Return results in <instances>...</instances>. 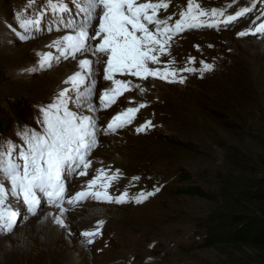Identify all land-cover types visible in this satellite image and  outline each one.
Here are the masks:
<instances>
[{"label": "rangeland", "instance_id": "1", "mask_svg": "<svg viewBox=\"0 0 264 264\" xmlns=\"http://www.w3.org/2000/svg\"><path fill=\"white\" fill-rule=\"evenodd\" d=\"M255 1L197 0L201 9H224L226 16L252 7L223 29L202 27L173 38L167 54L160 55L161 62L150 67L175 70V81L183 78V83L130 75L139 89L132 87L117 104L101 109L98 99L107 87L99 83L100 74L93 77L97 113L74 103L69 108L98 116L97 145L87 157L86 174L65 180V195L75 194L79 182L88 185L97 179L94 190L104 191L100 185L108 183L107 193L115 198L127 192V202L86 201L70 209L72 213L64 212L61 227L56 223L60 208L45 201L32 215L22 202L9 197L8 203L23 215L12 233L0 234V264L258 262L250 246L213 233L228 225L220 223L222 214L251 206L245 192L264 174V34L238 35L254 26L263 11L262 1ZM66 3V19L80 22L79 6L73 0ZM186 5L187 0H169L167 11L158 15L172 16L170 23L174 22ZM19 17L39 23L25 31ZM67 34L48 0H0V144L23 147L22 133L42 130L41 109L61 90L71 88L65 81L79 70L78 61L63 58L52 46ZM19 35L28 38L21 40ZM47 53L53 57L51 65L40 68V57ZM202 61L212 70L202 71ZM140 104L146 106L135 113L132 123L105 134L109 118ZM148 121L152 126L138 132ZM125 136L126 140L118 138ZM150 189L154 195L135 202L141 191L146 194ZM99 221L100 235L86 243L82 231L95 230Z\"/></svg>", "mask_w": 264, "mask_h": 264}, {"label": "snow or ice", "instance_id": "2", "mask_svg": "<svg viewBox=\"0 0 264 264\" xmlns=\"http://www.w3.org/2000/svg\"><path fill=\"white\" fill-rule=\"evenodd\" d=\"M73 3L79 6L81 13L78 23L74 19H66L69 12L66 0H48L50 10L70 32L52 46L63 58L71 57L78 61L79 70L65 81L71 88L61 90L53 103L41 109L42 130L22 133L23 147L17 150V145L12 142L0 144V234L12 233L21 214L8 203L9 197L22 202L26 213L32 215H36L42 199L60 208L61 215L67 211L63 208L65 202L73 207L89 200L115 204L127 202V192L115 198L110 196L106 191L108 183L100 185L104 191L94 190L97 179L88 183L87 190L76 192L66 199L65 180L73 174H86L90 167L87 157L97 145L98 132L94 116L70 110L69 104L74 103L78 109H87L88 112L97 111L93 105V77L96 74L110 82L99 97L102 109L110 107L119 96L131 90V81L117 79V75H131L142 80L154 77L183 83V78L175 81V70L161 72L150 67L161 62L160 55L167 54L174 36L189 29L228 25L250 11L245 7L225 17L224 9L205 11L196 0H187L186 10L179 13V19L170 23L172 16L160 18L158 15L160 10L167 11L169 0H73ZM18 19L19 27L25 31L39 23L35 18ZM257 33L264 34V23L238 35L244 37ZM19 38L25 40L28 37L19 35ZM91 41L97 43L92 44ZM89 53L95 57L94 60L80 58ZM52 60L51 53L41 55L39 67L50 66ZM211 70L210 64H203L202 71ZM184 71L196 69L185 68ZM145 106L140 104L139 108H128L113 117L107 124L105 134L114 133L131 123L135 113ZM151 126V121H148L137 131L143 132ZM152 195L153 192L140 193L135 197V202L141 203ZM56 223L65 226L63 219L57 218ZM102 225L103 221H99L95 230L82 233L86 243L94 242V237L100 235Z\"/></svg>", "mask_w": 264, "mask_h": 264}, {"label": "trees", "instance_id": "3", "mask_svg": "<svg viewBox=\"0 0 264 264\" xmlns=\"http://www.w3.org/2000/svg\"><path fill=\"white\" fill-rule=\"evenodd\" d=\"M251 186V189L245 192L252 202L251 206L240 212L222 214L220 223L228 225L217 227L213 233L222 239L228 237L237 243L250 246L258 258V262L254 264H264V174L251 181ZM188 190L192 192L194 188Z\"/></svg>", "mask_w": 264, "mask_h": 264}, {"label": "bare ground", "instance_id": "4", "mask_svg": "<svg viewBox=\"0 0 264 264\" xmlns=\"http://www.w3.org/2000/svg\"><path fill=\"white\" fill-rule=\"evenodd\" d=\"M94 42V41H93ZM94 43H97L96 41L94 42ZM90 58L89 59H95V57H93L92 55H90L89 56ZM78 71V70H77ZM126 77H128L129 78V80H124V81H131V88L132 87H134L135 86V88L136 89H139V85H137V83H136V81L135 80H132L131 79V77H130V75H128V76H126ZM99 83H102L103 85H105L107 88L110 86V82L109 81H105V80H100L99 79ZM122 98V97H121ZM120 98V99H121ZM119 99V100H120ZM119 100L117 101V103L119 102ZM117 103H115V104H117ZM114 104V105H115ZM91 113V112H90ZM96 113H97V111H96ZM102 116V115H101ZM100 116V117H101ZM94 117L96 118V121H97V119H98V116H95L94 115ZM102 118V117H101ZM112 118L113 117H111V119L109 118L108 119V121L106 122V124H105V126H107V124L109 123V122H111V120H112ZM118 138H120L121 140H126L127 138H126V136L125 137H118ZM91 171V170H90ZM65 183H66V181H65ZM78 183V182H77ZM77 187H78V190L76 191V192H79V191H82V190H87V184H83V183H78L77 185H76ZM98 191H101V190H98ZM75 192V193H76ZM108 192V191H107ZM112 194V193H111ZM70 195H72L71 193L69 194V196L68 197H70ZM74 195V194H73ZM129 197V196H128ZM67 199V198H66ZM45 201H47L46 199L45 200H41V204L40 205H42ZM67 203L65 202L63 205L65 206L64 208H66L67 209V211H65V212H67V214L68 213H72V210H70V209H73V208H76V207H73V206H71V205H66ZM40 208V206L38 207V209ZM25 209V208H24ZM38 209H37V211H38ZM17 210V209H16ZM54 211V210H53ZM22 215H23V213H21ZM30 214V213H29ZM53 214V213H52ZM64 214V213H63ZM54 215V214H53ZM61 219H63V221H64V223L66 222V219H65V216L64 215H61ZM57 231L59 230V228H55ZM53 230H54V228H53ZM32 233V232H31ZM61 233V232H60ZM45 244V243H44ZM35 258V257H34ZM34 261H36V260H34ZM38 261V260H37ZM38 263V262H37ZM32 264H36V263H34V262H32Z\"/></svg>", "mask_w": 264, "mask_h": 264}]
</instances>
